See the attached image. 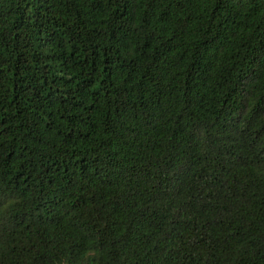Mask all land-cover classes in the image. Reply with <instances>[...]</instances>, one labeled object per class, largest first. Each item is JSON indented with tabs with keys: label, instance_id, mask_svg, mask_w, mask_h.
Instances as JSON below:
<instances>
[{
	"label": "trees",
	"instance_id": "1",
	"mask_svg": "<svg viewBox=\"0 0 264 264\" xmlns=\"http://www.w3.org/2000/svg\"><path fill=\"white\" fill-rule=\"evenodd\" d=\"M0 264H264V0H0Z\"/></svg>",
	"mask_w": 264,
	"mask_h": 264
}]
</instances>
